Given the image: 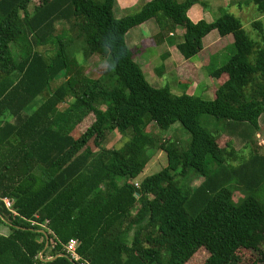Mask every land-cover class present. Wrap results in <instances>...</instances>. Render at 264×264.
Returning <instances> with one entry per match:
<instances>
[{
  "label": "trees",
  "instance_id": "1",
  "mask_svg": "<svg viewBox=\"0 0 264 264\" xmlns=\"http://www.w3.org/2000/svg\"><path fill=\"white\" fill-rule=\"evenodd\" d=\"M250 3L263 17L251 23L254 40L225 10L211 23L190 21L192 6L207 7L201 0H151L120 19L116 0H0V197L18 214L0 205L8 228L0 264H74L63 251L72 239L89 264H188L199 250L209 254L203 264H241L239 252L264 240V154L253 142L264 114V0ZM151 19L157 41L183 31L176 48L184 60L210 32L232 36L231 57L209 73L217 80L211 101L145 80L139 48L125 36ZM96 54L106 56L109 76L86 75ZM204 115L221 131L205 129ZM176 123L189 135L181 144L146 133L154 125L169 134ZM113 132L127 140L100 149ZM234 138L254 143L247 156ZM152 151L166 165L135 187ZM232 185L243 194L238 203Z\"/></svg>",
  "mask_w": 264,
  "mask_h": 264
},
{
  "label": "rangeland",
  "instance_id": "2",
  "mask_svg": "<svg viewBox=\"0 0 264 264\" xmlns=\"http://www.w3.org/2000/svg\"><path fill=\"white\" fill-rule=\"evenodd\" d=\"M38 0H34L35 4ZM140 7L130 8L125 11L119 12L117 10V3L113 8L112 14L115 19H120L126 15H131L136 13L139 10ZM232 14L234 17L238 18V10L237 8H232V12H228ZM254 18H258V16L255 14ZM243 28L246 33H248V36L254 40L256 32L251 27V19H248L246 16H243L242 19ZM253 23V22H252ZM213 36L216 35V32L214 31ZM180 40V39H179ZM157 43V40L154 38L150 40L146 47L135 46L139 48V54L138 57L135 58V62L140 67L142 74L145 78V80L148 82L149 85H151L155 89H164L167 88L169 92L174 96H181V95H188L193 96L195 98H198L203 101H211L212 100V94L215 91V83L217 80L209 78L211 72H213L215 69L223 66L231 57L232 50L231 46L229 48L225 49L218 57L217 59H211L210 66L207 68H203L202 71L198 73V79H196L195 73L191 70L185 71V79H188L189 82L179 81L175 76L173 75V71L170 67L169 63H165V70L162 72V50L160 46ZM134 47V48H135ZM40 52H43V49H39ZM15 53H19V49L15 47ZM78 60H80V57H77ZM196 58L192 60L194 62ZM163 63V64H164ZM166 67L167 70L166 71ZM85 73L88 77L92 78H98L102 75L109 76L108 71V64L106 61V56L104 55H93L91 58H89L84 65ZM211 77V76H210ZM63 79V75H58L56 81L52 84V87L54 88L57 86ZM182 79V78H181ZM201 79V80H199ZM199 80L198 83H195V81ZM106 83L109 85L113 83L112 79L110 80L109 77H107ZM110 86V85H109ZM215 86V87H214ZM64 108V107H62ZM61 108V109H62ZM94 121L93 115L90 114L87 118L83 120V122L80 125V131L84 132ZM200 124L207 129L210 133H214L216 131L219 132V122L216 121L215 118L211 116H201L200 117ZM259 126L260 130L257 132L255 137L253 138V142L256 144V148H258V152L260 154H264V114L259 119ZM221 131V130H220ZM146 133L148 135H152L154 138H159V140H167L166 137L170 136L169 139L178 142L179 144L187 141L189 139V135L187 132H185L182 127L179 124H175L171 129L167 132L169 134H162L154 127V125H150ZM127 140V138H122L118 133L113 132L111 134H107L102 141V145L100 146V149H119L124 142ZM227 140H229L228 137L222 136L218 143L223 145ZM251 143V142H250ZM248 143L247 146L244 144V142L240 141L238 138L233 139V145L235 150H240L244 156L248 155ZM254 143H251L253 145ZM166 165V157L163 152L160 151H152L151 152V159L145 166L143 172L140 174L138 178V182H140L141 179L151 176L153 174L158 173L164 166ZM201 180H198L194 183V186H198ZM233 193V201L235 203H238L242 198L243 194L241 191L235 187L234 185L231 186ZM209 254L206 250H199L197 254L190 260L188 264H203L206 259L208 258ZM240 261L241 264H264V240L260 237H257L253 243V246L250 250H241L239 252Z\"/></svg>",
  "mask_w": 264,
  "mask_h": 264
},
{
  "label": "crops",
  "instance_id": "3",
  "mask_svg": "<svg viewBox=\"0 0 264 264\" xmlns=\"http://www.w3.org/2000/svg\"><path fill=\"white\" fill-rule=\"evenodd\" d=\"M151 0H116L117 10L119 12L125 11L130 8L141 7L142 4L148 3ZM180 2L182 0H176ZM206 3L207 7L204 9L200 5L192 6L188 12L187 16L193 23L199 21H205L206 23H211L213 20L219 16L220 11L232 12V8H237L238 10V19H242L243 16H246L248 19H251V22L261 21L263 17H260L259 14L254 9L253 5L250 3V0H201ZM255 14L258 18H254ZM214 31L210 32L203 40V49L198 53L194 58L196 60H184L176 48V44L180 42L183 31L180 28H175L173 32L168 34V37L162 41H157L162 50V72L165 70V63H169L172 69V73L177 78V80L189 82L188 79H185V71L191 70L195 73L196 79H198V73L203 70V68H208L212 58L217 59V57L229 48L233 43L232 36H226L221 38L217 35L213 36ZM159 33V28L153 19L146 21L145 23L130 29L126 36L125 42L129 49L134 48L135 46L146 47L147 43L152 40V38L157 37ZM180 39V40H179ZM140 55V54H139ZM138 57V56H137ZM135 60V59H134ZM165 62V63H164ZM164 63V64H163ZM188 68V69H187ZM166 71L167 67H166ZM223 77V76H222ZM182 78V79H181ZM210 80L211 77L209 76ZM201 80V79H199ZM199 80L195 81L198 83ZM212 82V80H211ZM217 82L215 83V86ZM214 86V87H215ZM213 99V94H212ZM139 178V177H138ZM138 178L135 180V183H138ZM142 180V179H141ZM140 180V181H141ZM0 234L7 235L8 228L0 227Z\"/></svg>",
  "mask_w": 264,
  "mask_h": 264
},
{
  "label": "built area",
  "instance_id": "4",
  "mask_svg": "<svg viewBox=\"0 0 264 264\" xmlns=\"http://www.w3.org/2000/svg\"><path fill=\"white\" fill-rule=\"evenodd\" d=\"M135 187H138V184H134ZM0 205L9 213L11 217L18 216L15 208H14V200L8 197H0ZM34 224V223H32ZM79 242L75 239L70 240L67 244L63 246L64 254L68 257V259L74 264H89L87 261L82 260L78 255L77 250L79 247ZM48 247V243L46 244L45 249ZM38 258L43 261V259H51L48 257L43 258L42 253L39 254Z\"/></svg>",
  "mask_w": 264,
  "mask_h": 264
}]
</instances>
